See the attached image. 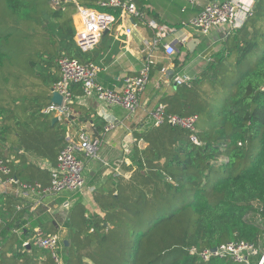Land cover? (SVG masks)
Masks as SVG:
<instances>
[{
	"label": "trees",
	"instance_id": "16d2710c",
	"mask_svg": "<svg viewBox=\"0 0 264 264\" xmlns=\"http://www.w3.org/2000/svg\"><path fill=\"white\" fill-rule=\"evenodd\" d=\"M98 1L59 0L55 5L53 0H0V159L22 183L37 182L33 173L29 175L31 170L50 182L59 154L67 145L65 130L57 131L59 125H53L52 117L44 111L52 103V90L61 78L59 60L69 57L81 64L93 62L90 52L75 45L73 15L79 7L101 10ZM227 39L216 62L196 81L179 86L167 107L169 114L200 117L197 136L201 145L193 144L189 132L182 128L145 125L137 141L147 146H136L130 155L136 167L131 180L124 186L118 180L115 189L119 198L102 207L105 219L91 217L85 222V232L93 229L99 237L101 248L97 250L108 251V264H243L231 257L205 261L191 254L192 248L202 252L239 241L259 249L258 255L250 258L251 264L261 261L264 0H257L250 20L230 32ZM255 54H260L258 60L250 61ZM72 91L73 106H78L82 86L73 85ZM98 123L101 129L106 124L103 120ZM30 138L37 142L39 151L47 153L40 160L56 162L49 172L42 173L19 154L30 151ZM12 186L14 190L5 195L7 207L0 211V237L13 246L0 255V264H54L50 252L33 243L34 228L42 223L30 217L24 207L19 190L26 191ZM100 191L105 198L114 195L107 185ZM77 212L85 214L83 208L75 207L71 223ZM25 217L29 227L19 236L14 229L28 224H18ZM80 233L71 234L70 247L60 243L59 249L66 252L64 264H85L77 251ZM14 246L18 249L13 251ZM41 252L51 262L35 259Z\"/></svg>",
	"mask_w": 264,
	"mask_h": 264
},
{
	"label": "crops",
	"instance_id": "0c3cea01",
	"mask_svg": "<svg viewBox=\"0 0 264 264\" xmlns=\"http://www.w3.org/2000/svg\"><path fill=\"white\" fill-rule=\"evenodd\" d=\"M213 1H136V6L146 13L148 19L175 29L176 34L169 36L167 38L168 41H172L178 36L189 35V43L197 40V47L191 52L187 48V45H178L177 54L170 59L164 55L162 48L155 51L156 65L152 70L150 83L141 95V105L135 113H128L120 106L103 104L94 98L86 97H81L79 99L80 104L72 107V114L69 119L71 121H59L55 114L48 113L52 117L53 125H59L57 131L61 129L65 130L67 144L70 141H77L79 132L84 131L91 138L99 139L101 146L95 158L86 159L82 154H78L85 163L84 176H86V187L83 192L69 191L59 194L42 195L36 192L22 193L19 190V194L23 197V205L27 208L30 217L34 220H40L41 226L46 233L58 235L61 240V246L63 245L65 248L70 247L72 243L71 234L81 232V237H77L76 243L78 244L77 251H79V255L85 264H96V261H99L101 264H108V251L102 253L100 250H97V248H101L100 240L98 241L99 237L93 229L88 231L93 236H89V238L86 236L88 233L84 229L85 222L90 220L91 217L105 219L107 213L102 210V207L111 205L115 197V200L119 198L118 190L115 189L118 180H122L120 182L122 186L128 180H131L136 167L133 165L130 155L136 146H138V149H143L147 146L144 142L137 141V136L145 125L152 123L149 118L150 112L160 104H165L168 107L169 102L173 101L171 98L177 95L178 87L172 80V76L178 74L188 75L193 81H196L197 76L199 77L212 62H216V59H218L217 54L222 52L223 45L228 40L229 29L216 28L209 35H203L192 26L191 22L196 16ZM73 25L76 26V29L79 28L80 19L77 13L73 15ZM117 26L112 31L107 32L97 48L90 53L93 56V63L102 69L98 74V81L110 89L121 91L125 84V77L137 75L143 67L145 62L141 49L144 46V41L152 40L155 34L147 23L139 22L133 17H123L121 21L119 20ZM134 26L136 27L133 28ZM127 28H133L131 35L124 33V30ZM211 51L212 53H210ZM205 52L210 54L203 57L202 54H205ZM196 55L197 59L194 58ZM201 56L204 60L200 58ZM54 119H57V121H54ZM83 120L86 121L84 122ZM102 120L106 123L103 129L100 128V123H98ZM109 124H113V127L108 130ZM42 125V123L39 124V127ZM39 133L44 137V133ZM52 134L54 139V133ZM28 147L29 152L19 151V154H24L29 164L34 163L42 173H47L54 167L56 162L40 160L47 153L39 151L37 142L31 138ZM20 161L18 159L17 163L19 164ZM31 173H33L34 178H37V182L44 186L50 185L51 181L46 180V177L41 176V173H36L32 170L29 171V175ZM113 179L114 182L112 183ZM106 185L113 189V197L105 198L103 197V193L99 195L100 190ZM12 187L8 185L1 187L0 211L7 207L6 196L14 190ZM96 194L100 196L99 199H97ZM77 206L83 208L85 214L81 212L73 213L72 219L74 220L71 223L72 210ZM17 209L22 208L18 206ZM118 214L123 216L121 212ZM26 218L19 220L18 224H26L28 222V218ZM72 225H74V232L71 228ZM107 225L108 223L105 224V227ZM41 226H37L36 228L42 229ZM28 227L29 222L20 228H15L14 231L20 236ZM0 238V255H4L3 252H9L13 245H7L4 242L3 236ZM27 247L30 248V245H27ZM15 249L18 248L14 246L13 251ZM122 249L123 247H121ZM59 251L61 252V259H63V255L65 256L66 252L62 248ZM35 259L40 261V263H44L46 260L50 261L47 255L42 252Z\"/></svg>",
	"mask_w": 264,
	"mask_h": 264
},
{
	"label": "built area",
	"instance_id": "2783aa9c",
	"mask_svg": "<svg viewBox=\"0 0 264 264\" xmlns=\"http://www.w3.org/2000/svg\"><path fill=\"white\" fill-rule=\"evenodd\" d=\"M55 5L59 0H53ZM137 0H99L97 6L100 9L79 7L77 16L80 19L79 28L75 35V45L82 52H92L97 48L103 36L117 26L123 17H133L139 22H145L154 31V38L144 41L141 53L144 57V65L137 75L125 77L124 87L121 91L113 90L98 81V74L102 71L97 64L90 62L81 64L75 59L65 57L59 60L61 78L54 86L52 93L62 97V104L51 103L44 111L45 114L53 113L59 121L69 120L72 107L75 104L72 86L81 85L83 98H94L101 103L120 106L128 113H135L141 105V95L147 89L152 70L156 65L155 51L160 48L167 58H171L178 52V45L186 46L190 36L182 35L172 41L167 38L176 34L175 29L148 19L146 13L136 6ZM257 0H214L209 3L191 22L195 30L203 35H209L216 28L229 29V33L242 28L252 17ZM118 27V26H117ZM134 26L133 28H135ZM133 28L124 30L126 35L133 33ZM177 87L190 84L193 80L188 75L172 76ZM264 90V88H263ZM150 121L155 127L169 124L174 128H182L189 132L191 142L201 145L197 136L199 118L194 116H177L169 114L167 106L160 104L149 114ZM113 127L109 124L108 130ZM77 141H70L59 154L58 165L51 173L50 185L44 186L39 182L31 184L22 183L12 175V171L0 159V192L3 185L16 184L27 193L36 192L42 195L59 194L62 192H83L86 187L85 163L78 156L82 154L86 159L95 158L101 146L99 139L91 138L86 132L81 131L77 135ZM33 243L38 248L50 252L54 264H63L59 256L60 237L55 234H47L41 228L34 229ZM30 245L29 242L25 246ZM259 249L245 241L231 242L220 245L216 251L205 249L200 252L197 248L191 249L192 255H199L201 259L208 261L213 257H231L237 263L251 264L250 258L258 255ZM259 264H264V254Z\"/></svg>",
	"mask_w": 264,
	"mask_h": 264
},
{
	"label": "water",
	"instance_id": "95a60500",
	"mask_svg": "<svg viewBox=\"0 0 264 264\" xmlns=\"http://www.w3.org/2000/svg\"><path fill=\"white\" fill-rule=\"evenodd\" d=\"M197 47V40H194V41H191L189 44H187V48L193 52L194 49H196ZM51 102L55 103V104H62V97L57 94V93H54L52 98H51ZM54 121H57V119H54ZM217 248H214L213 251H216Z\"/></svg>",
	"mask_w": 264,
	"mask_h": 264
},
{
	"label": "rangeland",
	"instance_id": "374dc122",
	"mask_svg": "<svg viewBox=\"0 0 264 264\" xmlns=\"http://www.w3.org/2000/svg\"><path fill=\"white\" fill-rule=\"evenodd\" d=\"M210 53H212V51L210 52ZM210 53H208V52H205V54L203 53L202 54V56L203 57H205L206 55H208V54H210ZM202 56L200 57L202 60H204V58H202ZM259 56H260V54H255V56H253L252 58H250V61H256V60H258V58H259ZM195 59H197L198 57H197V55L194 57ZM206 59V58H205ZM208 64V63H207ZM205 71V70H204Z\"/></svg>",
	"mask_w": 264,
	"mask_h": 264
}]
</instances>
